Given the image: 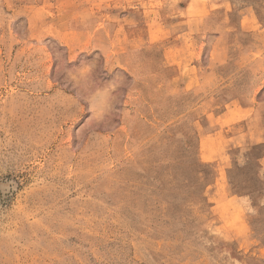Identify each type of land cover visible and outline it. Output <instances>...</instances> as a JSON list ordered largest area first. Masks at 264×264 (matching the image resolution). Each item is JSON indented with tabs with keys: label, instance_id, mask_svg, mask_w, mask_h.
<instances>
[{
	"label": "rangeland",
	"instance_id": "374dc122",
	"mask_svg": "<svg viewBox=\"0 0 264 264\" xmlns=\"http://www.w3.org/2000/svg\"><path fill=\"white\" fill-rule=\"evenodd\" d=\"M0 264H264V0H0Z\"/></svg>",
	"mask_w": 264,
	"mask_h": 264
}]
</instances>
